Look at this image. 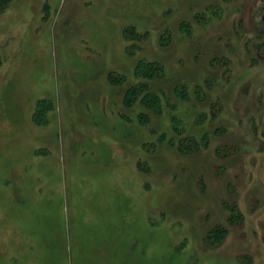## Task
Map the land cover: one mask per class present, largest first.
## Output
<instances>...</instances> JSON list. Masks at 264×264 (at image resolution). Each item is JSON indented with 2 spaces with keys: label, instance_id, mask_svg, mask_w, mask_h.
Instances as JSON below:
<instances>
[{
  "label": "rangeland",
  "instance_id": "obj_1",
  "mask_svg": "<svg viewBox=\"0 0 264 264\" xmlns=\"http://www.w3.org/2000/svg\"><path fill=\"white\" fill-rule=\"evenodd\" d=\"M0 264H264V0H11Z\"/></svg>",
  "mask_w": 264,
  "mask_h": 264
},
{
  "label": "trees",
  "instance_id": "obj_2",
  "mask_svg": "<svg viewBox=\"0 0 264 264\" xmlns=\"http://www.w3.org/2000/svg\"><path fill=\"white\" fill-rule=\"evenodd\" d=\"M10 2L11 0H0V11H3ZM163 72L164 71L162 64L157 61H138L135 67V76L143 80L132 85L129 91H126L127 94L128 92L132 94L129 95L132 97V101L137 99L140 105H142L146 110L152 112L153 114L161 113L163 98H161L160 94L151 91V86H149L148 82L144 79H160L164 76ZM184 93L185 91H183V95ZM175 94L176 96L180 94L182 95V91L180 89H175ZM138 117L139 121L142 123H145L146 120H148L147 114L143 112H140ZM171 129L174 134L167 135L165 132H162L158 140H166L169 144L176 145L177 149L180 151L179 153L182 154L194 153L196 151L195 149L199 148L200 141L196 140L191 135H189L188 137H182L183 132L181 120L175 116H171ZM203 138L204 137L201 138V142L204 140ZM191 150H194V152H191ZM214 232H216L217 238H221L226 235V230L223 228H218L214 230Z\"/></svg>",
  "mask_w": 264,
  "mask_h": 264
}]
</instances>
